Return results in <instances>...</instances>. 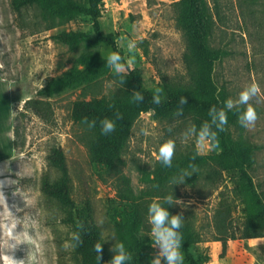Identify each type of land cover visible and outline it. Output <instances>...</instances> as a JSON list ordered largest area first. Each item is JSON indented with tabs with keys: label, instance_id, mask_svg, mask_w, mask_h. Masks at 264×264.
<instances>
[{
	"label": "rangeland",
	"instance_id": "rangeland-1",
	"mask_svg": "<svg viewBox=\"0 0 264 264\" xmlns=\"http://www.w3.org/2000/svg\"><path fill=\"white\" fill-rule=\"evenodd\" d=\"M180 0H104L101 32L113 34L124 64L122 73L137 70L144 87L156 90L191 81L193 66L187 62L188 44L178 26ZM215 25L210 45L228 55L215 67L214 79L234 100L245 87L255 82L260 91L249 103L257 112L253 126L245 128L242 139L256 147L250 173L264 199V0H208ZM92 32L89 20L44 19L36 7L17 12L12 0H0V264H77L72 242L73 228L65 223L67 209L48 199L42 192V177L49 168L50 148L64 151L73 183V198L78 204L90 201L103 239L113 233L117 241H131L130 264H151L159 253L149 237L146 207L154 200L172 193L181 203L171 205L198 236L194 254L209 257L205 264H264V237L242 238L245 228L243 203L234 192V178L209 181L206 170L195 186L180 184L156 189L153 178L159 162V146L171 139L174 156L197 151L202 155L221 151L218 144H201L190 116L166 120L143 113L135 122L120 160L112 165L92 161L87 129L72 118L76 101L111 100L124 87L113 69L91 84L59 93L52 98L38 96L51 79L72 68L81 69L88 59H107L106 43L90 46L86 42L72 48L55 39L62 32ZM129 42L135 47L130 52ZM115 52V51H114ZM31 102H35L34 104ZM244 107V106H243ZM145 131L147 134H145ZM234 138L240 134L232 130ZM131 194L125 197L124 189ZM33 236L28 242L9 243L11 232L5 221L12 213ZM133 222L130 226L126 220ZM105 247L112 251L115 240ZM10 249V250H8ZM35 249V250H34ZM12 256L16 262H13Z\"/></svg>",
	"mask_w": 264,
	"mask_h": 264
},
{
	"label": "trees",
	"instance_id": "trees-1",
	"mask_svg": "<svg viewBox=\"0 0 264 264\" xmlns=\"http://www.w3.org/2000/svg\"><path fill=\"white\" fill-rule=\"evenodd\" d=\"M104 0H12V7L20 12L24 8L36 7L44 19L54 20L60 18L64 21H74L79 17L89 20L92 32H62L55 39L69 44L72 48L86 42L90 46L106 43L115 52H118L113 34L104 36L101 32L102 3ZM178 26L183 31L188 53L186 60L194 72L191 81L185 85L165 84L160 87L161 102L153 103L154 90H148L142 83L137 70H127L120 76L115 74L118 82L124 87L123 92L109 101L104 99L82 100L73 104L72 118L76 123L83 125L88 133L87 147L91 159L96 164L112 165L120 160V155L130 138L132 128L143 113H152L156 119H178L190 116L194 128L210 121L209 109L224 106V101L229 98L225 88H219L215 79V67L228 53L222 49L212 48L210 39L213 33L215 20L208 0H180L178 2ZM109 71L107 59H88L81 69L72 68L59 77L48 81L39 91L38 96L52 98L53 96L91 84L99 76ZM134 91L143 95V100L136 102L132 98ZM186 97L187 103L180 105L179 101ZM35 103V102H31ZM183 108V114L177 111ZM241 106V111H243ZM119 115V119L117 116ZM115 121V131L108 135H101L100 122L105 119ZM228 123L223 130L216 129L217 139L215 144L220 145L221 151L216 154L202 155L197 151L173 156L172 167L158 164L150 183L156 189H161L173 177L182 180L186 185L195 186L202 170H206L205 178L215 181L224 176L232 175L234 178V192L243 203L245 228L242 238L253 239L264 237V199L259 193L250 170L254 164L256 147L242 139L244 127L238 122V113L235 109L227 112ZM95 121V127H89L85 122ZM232 130L240 136L234 138ZM48 166L54 169L55 176L46 172L42 177L41 190L50 200L56 201L67 209L65 223L69 224L74 235L79 240L72 239L77 264H110V253L103 244L101 260L97 259L94 245L97 241L103 242V237L97 225L94 210L90 201L78 204L73 198V183L68 168L67 158L59 146L50 148L47 156ZM189 165H195L196 173L186 177L184 171L191 172ZM128 198L131 190L124 189ZM162 197V196H161ZM148 209V206L146 207ZM171 215L172 207L169 206ZM127 225L132 224L131 219L126 220ZM133 225V224H132ZM183 237L182 251L185 257L184 264H205L209 257L205 254H194L192 248L198 242V236L193 228L183 222L180 229ZM123 241L132 246L131 241ZM130 264V262H129Z\"/></svg>",
	"mask_w": 264,
	"mask_h": 264
},
{
	"label": "clouds",
	"instance_id": "clouds-1",
	"mask_svg": "<svg viewBox=\"0 0 264 264\" xmlns=\"http://www.w3.org/2000/svg\"><path fill=\"white\" fill-rule=\"evenodd\" d=\"M134 47V42H129L127 45V48L130 52ZM121 61L122 56L118 52L111 50L108 51L107 65L110 69L114 70V73L117 76H120L125 67ZM121 83H123V80H121ZM161 91L162 90L159 88L155 90V94L153 96L154 104H159L161 102ZM259 91L260 88L258 84L253 82L241 90L235 100L233 98H227L224 101V106L222 108L217 109L214 106L211 107L209 109L210 121L204 122L198 130L196 128H189L185 134L186 137L195 134L199 143H213L214 145L217 139L216 129L221 131L223 130L224 126L228 123L227 112L233 109L237 111L238 122L242 127L249 128L250 126H253L257 120V112L254 106L249 103V101L255 97ZM132 98L134 101L140 102L144 97L141 93L134 91ZM179 103L181 106L186 104V97H182ZM241 106H244L243 111L240 110ZM176 114L182 115L183 108L181 107ZM117 118L119 119V115ZM85 122L88 123L89 127H95V121L88 122L85 120ZM115 127V121L108 118L103 119L100 122L101 135H108L114 132ZM145 134H147L146 131ZM174 150L175 142L169 139L159 146L156 159L161 165L170 168L172 167ZM189 167L192 169L191 172L184 171L181 174L184 181L186 177L196 173L195 165H189ZM170 183L173 186L183 182H180L176 177H173L172 180H170ZM2 188L3 182L0 181V189ZM0 195L3 196L5 203H7L6 197L4 196L2 190H0ZM180 203L181 202L174 197L172 191L171 194L159 197L148 205L147 222L150 225L149 237L151 238V241H153V246H158L160 249L159 253L151 260V264H184L185 257L182 251L183 237L180 231L184 219L179 214L171 215L169 212V206ZM11 213L12 215L9 216L5 221L7 228L12 234L9 243L10 241H15L18 244L26 241L34 245L36 248V245L33 243V236L30 235L26 229L22 233L15 232L17 225L23 223L25 217L23 220H21L15 216L13 212ZM73 239L78 241L79 236L74 235ZM108 240H115V244L113 245L112 249L115 254L112 257L110 264H129V262L133 260L132 253L126 248L124 242L117 241L115 233H113L109 239H103V242L97 241V243L94 245L95 252L98 254V260H101L100 254L102 252L103 244ZM10 244L12 245L10 249L16 246L13 243ZM10 257L13 262H16L12 256ZM28 264H35V259L33 256L30 257Z\"/></svg>",
	"mask_w": 264,
	"mask_h": 264
}]
</instances>
